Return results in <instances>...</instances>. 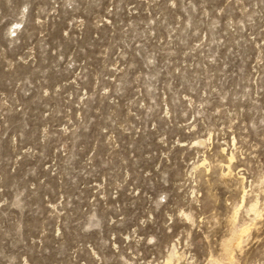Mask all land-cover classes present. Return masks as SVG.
I'll use <instances>...</instances> for the list:
<instances>
[{
  "label": "rangeland",
  "instance_id": "1",
  "mask_svg": "<svg viewBox=\"0 0 264 264\" xmlns=\"http://www.w3.org/2000/svg\"><path fill=\"white\" fill-rule=\"evenodd\" d=\"M262 174L264 0H0V264H264Z\"/></svg>",
  "mask_w": 264,
  "mask_h": 264
},
{
  "label": "snow or ice",
  "instance_id": "2",
  "mask_svg": "<svg viewBox=\"0 0 264 264\" xmlns=\"http://www.w3.org/2000/svg\"><path fill=\"white\" fill-rule=\"evenodd\" d=\"M260 179H261V183L264 184V174L261 175ZM240 234L242 236L243 235H246L247 234V227H245L244 229H242ZM225 236H227V233H225ZM240 245H241V242L240 241H237L235 243V245H234V248H237L238 249V248H240ZM232 250H233L232 248H227V247L225 248V251L226 252H229V253H231ZM165 264H170V261H165ZM220 264H223V262H220Z\"/></svg>",
  "mask_w": 264,
  "mask_h": 264
},
{
  "label": "bare ground",
  "instance_id": "3",
  "mask_svg": "<svg viewBox=\"0 0 264 264\" xmlns=\"http://www.w3.org/2000/svg\"><path fill=\"white\" fill-rule=\"evenodd\" d=\"M224 165H225V164H224ZM242 191H243V190H242ZM244 193H245V192H244ZM242 196H243V195H242ZM244 196H245V195H244ZM255 206H256V205L252 204V205L250 206V211L252 210V211L256 212V208H255ZM257 215H258V214H257ZM242 228H243V227H242ZM242 228H240V229H242ZM244 228H245V227H244ZM244 228H243V229H244ZM236 233H237V232H236ZM240 233H241V230H240V231L238 230V237H237L238 239H236V241H235L234 243H236L237 241H240V237H241V234H240ZM235 236H236V234H235ZM235 236H234V237H235ZM232 242H233V241H232ZM229 244H230V243H229ZM230 245L233 246L234 244L231 243ZM230 245H229V246H230ZM232 246H231V247H232ZM233 247H234V246H233ZM172 253H173V252H172ZM168 261H169V260H168Z\"/></svg>",
  "mask_w": 264,
  "mask_h": 264
}]
</instances>
